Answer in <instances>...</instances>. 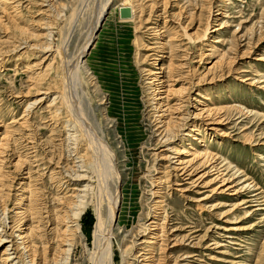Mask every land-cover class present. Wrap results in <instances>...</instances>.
<instances>
[{"label":"rangeland","instance_id":"374dc122","mask_svg":"<svg viewBox=\"0 0 264 264\" xmlns=\"http://www.w3.org/2000/svg\"><path fill=\"white\" fill-rule=\"evenodd\" d=\"M124 1L138 18L135 30L116 12ZM105 2L0 0V133L7 143L0 222L12 227L7 235L16 236L24 223L22 229L31 227L30 252L40 263L103 264L98 236L116 191L105 264H139L149 251L151 264H264V0H111L96 26ZM80 52L74 78L70 68ZM149 73L168 80L169 106L182 104L172 137L160 135L161 106L152 100ZM207 109L216 125L204 121ZM73 115L90 123L84 132L96 138L98 158L72 130ZM173 148L188 152L176 155L189 161L185 182L172 175L175 159L165 158ZM194 149L207 153L193 158ZM103 156L110 192L91 180L94 194L76 213L73 189L86 183L76 177L100 171ZM158 177L165 182L164 233L151 224ZM252 191L261 192L262 210L243 204ZM71 217L76 223L65 229ZM65 235L70 255L56 261L67 249L57 238Z\"/></svg>","mask_w":264,"mask_h":264},{"label":"bare ground","instance_id":"6f19581e","mask_svg":"<svg viewBox=\"0 0 264 264\" xmlns=\"http://www.w3.org/2000/svg\"><path fill=\"white\" fill-rule=\"evenodd\" d=\"M105 4L104 6L100 9L99 11V14L98 16L96 17V20H95V25L97 26L101 16H102V13L104 12L105 8L108 6V4L110 3L111 0H105ZM14 9V8H13ZM123 9H126L128 10V15L126 18H122L120 17V20L121 22L123 23H127V24H130L133 29L135 30L136 28L135 27V21L138 20V18L136 17V13H134V8H132L131 6V3L130 2H121V4H119V6L116 8V12L117 14L121 12V10ZM164 14V13H163ZM141 15V14H140ZM162 15V14H161ZM119 16V15H118ZM140 18V17H139ZM143 21V20H142ZM141 22V21H140ZM138 23V21H137ZM139 26V25H138ZM137 31V30H136ZM163 32H160L158 34H162ZM42 36V35H41ZM45 36V35H44ZM47 37V36H45ZM44 37V39H46ZM213 42H217V41H213ZM164 45V43L162 44V46ZM37 48V47H36ZM156 49H153V51L155 52ZM81 53L80 52L78 54V56L76 57V60L73 62V65L71 66V75L74 74L76 72V70L79 69L80 67V64L81 63H78V61H80V57H81ZM154 57V56H158V54H154V55H151L150 57ZM158 60V59H156ZM81 62V61H80ZM82 67V66H81ZM161 69V67H160ZM163 70V69H161ZM156 73H149V76H152V75H155ZM76 78V74H74ZM70 76V75H69ZM174 76V75H172ZM176 76V75H175ZM256 76H261L260 73H257ZM171 78V76H169ZM72 78V77H71ZM160 77H158V75H155V77L153 79H151L148 83L149 85V89L151 90V96H152V100H156L158 101L157 103L159 104V106H161V109H156V110H159V112H162V114H160L158 116V119H157V122L161 125L160 128H164L163 131H161L160 135L162 134V132H171V137L173 135H175V130H174V126H170L171 123L173 125V120L175 119V117L173 118L174 115H177L178 113H180L181 109L183 108L182 107V104H174L173 106H169L170 105V102L174 99H168L169 96H173L170 92H173L171 91L170 89H168V80L164 81L163 79H159ZM167 79H169L167 77ZM71 80V79H70ZM250 80L248 77L245 78L244 80H242L241 82H246ZM155 82H158V83H155ZM173 82H179L178 81H174ZM70 83V82H69ZM261 84H264V79L263 81H261ZM173 85V84H172ZM190 86V84H189ZM75 87V86H74ZM73 87V88H74ZM76 88V87H75ZM165 88V89H164ZM172 88V87H171ZM182 88V87H181ZM261 88L264 89V86L262 85ZM174 90V89H172ZM186 89H181V92L185 91ZM73 92V91H72ZM177 92V91H176ZM45 94V93H44ZM74 94V93H72ZM77 94V93H76ZM161 95H166L165 97H161ZM72 96V95H71ZM160 96V97H159ZM77 97V96H76ZM159 97V98H157ZM43 99V98H42ZM78 99V98H77ZM41 99H39V101L37 102H40ZM77 101V100H76ZM77 104H78V101H77ZM83 105V104H82ZM78 108V106H77ZM80 108V107H79ZM157 108V107H156ZM81 109V108H80ZM82 110V109H81ZM200 110V109H198ZM210 109H207V110H204L202 112L204 113H208L207 116L205 117V120L209 125L213 124V125H216L218 122H216V120H213L212 118H209V117H212V115H210ZM212 111V110H211ZM77 112V111H76ZM79 112V111H78ZM77 112V113H78ZM201 112V111H199ZM166 114V115H165ZM200 115H202L200 113ZM200 115H194L193 118H196V116L200 117ZM73 117V119H72ZM71 117V120H74L75 123H70L72 125V130L76 133H79V138L80 139H83L86 143H87V147H86V150L89 152L88 154L92 155L93 158H98L99 156H97V148H95V145L92 143L93 139L96 140V138H86V131L84 132V129H86V127H89V124L87 122V118L83 117L85 120H86V123L88 124L87 125H84V120L82 117H75V115H73ZM202 117V116H201ZM21 119V118H20ZM167 120V121H166ZM72 121V122H74ZM178 121H184V119L180 118L178 119ZM85 127V128H84ZM90 128V127H89ZM88 128V129H89ZM90 130H92L93 132V129L91 128ZM88 131V130H87ZM191 132L192 133H195V135H193L192 139L195 140V141H199V139H197L196 136L199 135V130L197 128V126H193L191 128ZM90 132H88L89 134ZM92 134V133H91ZM167 134V136H168ZM94 135V134H93ZM3 135L0 133V170H2L3 166H4V162L6 161L5 157H6V154H7V146L6 144L7 143H4V136L2 137ZM90 136V135H89ZM88 136V137H89ZM92 136V135H91ZM90 136V137H91ZM175 137V136H174ZM164 138V137H163ZM74 139V138H73ZM91 139V140H90ZM169 139H171L170 137L169 138H166L164 140L165 141H168ZM75 141V143H74ZM73 141V145H75L74 149L77 150V145H78V142H76L77 140H74ZM100 141V140H99ZM83 142V141H82ZM101 142V141H100ZM96 143V142H94ZM99 145V149H102L103 150V145L102 144H98ZM98 147V146H97ZM98 149V150H99ZM102 150H100V152L102 153ZM168 150V149H167ZM182 151V150H181ZM171 155L170 156H167L165 157L166 159H168L169 162H171L172 160L175 159V161L172 163L171 162V166H169V168L171 169V171H173V176L175 177V179L177 180H181L182 182H185L186 180H189L188 177H190V173H188V168L186 166V164H189V161H184L178 157H176V155L178 154H181V155H187L188 152L186 150H183L182 152L179 151V153L176 151V149H172L171 151ZM206 151L205 153L203 152V154H201L199 151L195 150L193 151V153L191 154V156H193V158H201L200 156L202 155H206ZM78 154V153H76ZM190 154V153H189ZM99 155V154H98ZM103 155V154H102ZM172 155H175V156H172ZM97 156V157H96ZM190 156V155H189ZM91 157V156H90ZM102 157V156H101ZM164 158V159H165ZM101 159V158H100ZM104 159V156L101 160ZM217 159V158H216ZM5 160V161H4ZM100 160V163L102 162V164L100 165L99 163V166L101 168L98 169L100 171H97V170H94L95 171V175L91 173V177L88 176L87 177V174H89L87 171H84L86 174H83L82 177L81 176H77L76 180L78 181H86L85 185L82 186L81 190H78L77 188H74L73 189V193H74V196L72 197L73 199H76L75 202H74V205L71 207L73 211H75L76 213L77 212H80L81 209H82V206H83V203H85L84 201L86 200V198L89 197V195H91V193L94 194V191L95 189L92 187V183H96V186L95 188H98L99 191L101 190H106L107 192H110L109 189H108V181H107V177L110 176V171L108 170V167H107V164L103 161ZM82 162V161H81ZM98 162V161H97ZM78 170H82V168H84V166H78ZM81 168V169H80ZM98 168V167H97ZM215 168V167H214ZM177 173V174H176ZM178 173H180L178 175ZM1 177V176H0ZM87 177V178H86ZM187 177V178H185ZM1 179V178H0ZM94 179V182H92L91 180ZM2 180V179H1ZM153 183L155 187H157V190L154 191L153 195L155 196H159L157 201L155 202V204L153 205V207L151 208V211H152V215H153V219H152V222L151 224H155V228L159 229V232L160 233H164V231L162 229H164L163 225L164 223H166V220L168 217H166V208L165 206L163 205V201L161 200V197H160V190L163 188L161 186H164V184L162 185V183H165L164 181L162 182L161 178L158 177L156 180H153ZM83 183V182H82ZM161 184V185H160ZM1 186V185H0ZM180 186V185H179ZM245 187L249 188V185H246ZM23 192H26L24 191V188H22ZM230 190V189H229ZM257 190V189H256ZM30 191V190H29ZM28 191V192H29ZM115 193V195H113ZM113 194L110 193L109 194V198H107V205H108V212H107V223H106V226L103 230H101L99 233V236H98V239L99 241L101 242V248H100V251H99V258L102 260V263L105 264V263H108V262H105L104 260V257L108 254V252L110 251V244H111V236L113 235L111 233V224L113 223L114 219H115V211L117 209V204H118V194L117 192L115 191ZM30 196V194H29ZM94 195H92L93 197ZM30 198V197H29ZM261 192H257V191H252L251 195L243 202V204H248L249 206L248 207H256L255 210L253 212H255L256 210H262L261 207H257V206H261ZM204 198H202L201 200H203ZM30 200V199H28ZM264 205V204H262ZM247 207V208H248ZM260 208V209H259ZM264 208V207H262ZM69 209V208H68ZM84 209V208H83ZM61 210V209H60ZM4 214V213H3ZM18 214H21V213H18ZM81 214V213H80ZM164 215V219H163V222L161 224H158L154 221H158L159 218L161 216ZM17 216V215H16ZM75 217H77V215H74ZM28 219H26L24 222H27V221H31V217L30 215L27 216ZM25 218L23 217L21 220H24ZM77 219V218H76ZM76 219L74 217H71V219H67V222H66V228L65 229H68V228H71V227H68V226H71L70 224L74 225L76 223ZM169 221V220H167ZM7 221H4L2 223V221L0 222V249L5 247L4 251L2 252V259H1V263L2 264H50L49 262H45L44 260V263H40L37 259H35V256L33 254V252H30V244L32 243V240L30 239L31 236L30 234L32 233L31 231L33 230L31 227H27V228H24L22 229V226H26L25 223L19 227V233L13 237V234L12 236H9L7 235L6 231L7 230H11L12 227H8V224H6ZM149 226V225H148ZM154 228V229H155ZM235 228H232L231 229H226L227 231L229 230H234ZM38 230V229H37ZM69 230V229H68ZM156 230V229H155ZM66 231V230H65ZM174 231H176V228L174 229ZM157 234V233H156ZM158 235V234H157ZM156 235V236H157ZM166 235V234H165ZM227 235V236H226ZM225 235V238H230L232 236V234H226ZM156 236H152L151 238H158ZM160 236H163V235H160ZM159 236V237H160ZM14 238L16 240H19L20 241V244L23 246V251L24 253L26 254L27 258L29 259L26 263L23 262V260L17 256V250H16V241H14ZM58 242H59V245L61 247H66L67 249L66 250H63L61 249V251L58 253V256H57V259L56 261L59 259V261L61 260H68V257L70 255V248H71V244H70V240L68 239V237L65 235V236H59L58 238ZM190 240V237L188 238ZM233 239V238H232ZM231 239V240H232ZM152 241H149V243L147 244H151ZM141 244H145V241H143ZM15 247V248H14ZM65 249V248H64ZM143 250V249H142ZM111 254V252H110ZM111 257V255H110ZM137 257V256H136ZM141 259L140 261H137L139 262V264H151V262H153V256H152V252H147V253H142L138 256V259ZM187 258H192V256H188ZM98 259V258H97ZM107 259V258H105ZM111 259V258H109ZM137 259V260H138ZM25 260V259H24ZM40 260V259H39ZM55 261V263H56ZM111 261V260H110ZM109 261V262H110ZM101 262V261H100ZM99 262V263H100ZM53 263V262H52ZM111 263V262H110ZM109 263V264H110ZM59 264V263H58ZM66 264V263H65ZM68 264V263H67ZM158 264V262H157ZM176 264V263H175Z\"/></svg>","mask_w":264,"mask_h":264},{"label":"water","instance_id":"95a60500","mask_svg":"<svg viewBox=\"0 0 264 264\" xmlns=\"http://www.w3.org/2000/svg\"><path fill=\"white\" fill-rule=\"evenodd\" d=\"M127 15H128V10H126V9L121 10V12H120V16H121L122 18H126Z\"/></svg>","mask_w":264,"mask_h":264}]
</instances>
